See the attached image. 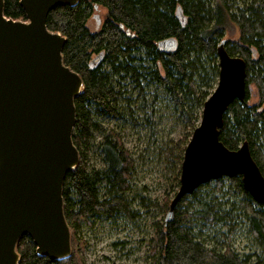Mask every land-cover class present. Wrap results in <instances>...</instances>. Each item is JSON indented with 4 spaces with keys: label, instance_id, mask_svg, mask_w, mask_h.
<instances>
[{
    "label": "trees",
    "instance_id": "1",
    "mask_svg": "<svg viewBox=\"0 0 264 264\" xmlns=\"http://www.w3.org/2000/svg\"><path fill=\"white\" fill-rule=\"evenodd\" d=\"M97 7L106 14L100 27L92 32L88 22ZM3 15L26 21L19 0H3ZM230 23L237 29L236 40L223 37ZM46 28L65 38L63 63L83 82L82 94L74 100L72 134L79 161L66 174L62 188L71 254L51 261L38 255L31 239L22 236L16 246L18 264H84L80 255L84 242L76 236L81 222L89 223L94 216L131 218L125 194L130 189L134 160L119 136L105 132L95 116H121L117 103L126 82L141 91L160 87L182 108L184 98L203 106L216 85L217 47L223 40L228 54L246 63V90L244 100H234L224 112L219 140L231 151L246 142L264 177V0H79L75 6L52 9ZM163 42H171L170 47L160 46ZM198 79L210 92L200 90ZM251 87L256 89L255 103H249ZM181 115L194 130L197 124L185 111ZM94 132L101 134L97 153L103 166L88 170L83 148L89 145ZM184 149L177 159L178 178ZM224 179L201 185L180 200L170 221L165 222L164 217L155 224L150 241L152 264H264V257L251 260L252 255L240 256L224 242L219 249L208 247L200 240V231L195 230L196 224L202 228L221 225L231 234L238 216L264 251V206L252 201L240 177L227 179L228 184ZM204 188H209L205 197ZM218 192L229 196L228 208L215 202ZM189 197L195 206H191ZM171 200L163 206L165 216Z\"/></svg>",
    "mask_w": 264,
    "mask_h": 264
},
{
    "label": "water",
    "instance_id": "2",
    "mask_svg": "<svg viewBox=\"0 0 264 264\" xmlns=\"http://www.w3.org/2000/svg\"><path fill=\"white\" fill-rule=\"evenodd\" d=\"M78 2L19 0L26 18L19 21L5 18L0 0V264H18L16 246L22 236L51 261L71 254L62 188L79 161L72 134L74 100L83 82L64 65L65 38L50 32L46 19L55 7ZM216 56L217 83L185 146L179 187L165 222L183 197L220 178L240 177L252 201L264 206V177L247 143L231 151L219 140L224 112L234 100H244L246 63L228 54L224 40Z\"/></svg>",
    "mask_w": 264,
    "mask_h": 264
},
{
    "label": "rangeland",
    "instance_id": "3",
    "mask_svg": "<svg viewBox=\"0 0 264 264\" xmlns=\"http://www.w3.org/2000/svg\"><path fill=\"white\" fill-rule=\"evenodd\" d=\"M105 14L103 8L95 9L88 22L90 31L100 27ZM223 37L225 40H236V27L228 24ZM217 79L218 75L216 83ZM211 80H208L209 84ZM196 82L200 90L208 91L200 79ZM123 86L120 90L124 93L117 103L121 116L95 118L105 132L113 131L119 136L123 147L134 160L130 189L125 194L132 216H94L90 217L89 223L81 222L76 236L84 242L80 252L84 264H152L150 241L154 236L155 224L164 219L165 201L171 200L178 190L177 159L193 131L183 119L181 111H185L197 125L201 117L203 106L196 105L192 98H184L182 108L160 87L151 86L141 91L128 82ZM251 90L249 103H255L256 89L251 87ZM100 140L101 134L94 132L89 145L83 148L88 170L103 166L97 153ZM262 144L264 150V138ZM224 182L228 184L227 179ZM208 190H202L204 197ZM101 194H104L103 190ZM214 196L216 203L221 202L222 208H228V195L218 192ZM188 201L195 206L190 197ZM236 218V227L231 234H228L227 227L221 225L202 228L196 224L195 230L200 231L199 238L208 247L217 246L219 249L220 243L224 242L240 256L252 255L251 260L256 256L264 257V251L253 241L246 222L238 216Z\"/></svg>",
    "mask_w": 264,
    "mask_h": 264
}]
</instances>
